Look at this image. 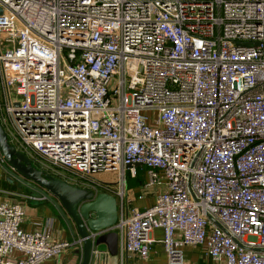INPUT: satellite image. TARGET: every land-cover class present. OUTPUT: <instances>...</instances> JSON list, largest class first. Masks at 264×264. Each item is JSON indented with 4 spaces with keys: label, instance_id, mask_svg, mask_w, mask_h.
Listing matches in <instances>:
<instances>
[{
    "label": "built area",
    "instance_id": "1",
    "mask_svg": "<svg viewBox=\"0 0 264 264\" xmlns=\"http://www.w3.org/2000/svg\"><path fill=\"white\" fill-rule=\"evenodd\" d=\"M0 124L35 166L115 196L92 258L109 230L119 264L147 257L160 228L167 264L184 244L264 264V0H0ZM25 214L0 200V264L81 246Z\"/></svg>",
    "mask_w": 264,
    "mask_h": 264
},
{
    "label": "water",
    "instance_id": "2",
    "mask_svg": "<svg viewBox=\"0 0 264 264\" xmlns=\"http://www.w3.org/2000/svg\"><path fill=\"white\" fill-rule=\"evenodd\" d=\"M0 154L5 159L6 170L21 185L38 191V197H41L39 199L50 200L61 214L71 236L82 238L81 246L75 249L80 255L76 264H95L91 254L92 240L89 231L99 230L116 222L118 212L115 196L107 191L95 193L91 188L69 183L35 166L24 152L16 149L7 140L1 124ZM100 243L107 245L109 254H116V231L109 230L98 234L95 244Z\"/></svg>",
    "mask_w": 264,
    "mask_h": 264
},
{
    "label": "crops",
    "instance_id": "3",
    "mask_svg": "<svg viewBox=\"0 0 264 264\" xmlns=\"http://www.w3.org/2000/svg\"><path fill=\"white\" fill-rule=\"evenodd\" d=\"M9 177V178H8ZM143 177V176H142ZM13 176L6 170L4 162H0V200L20 201L25 206V218L21 225L26 229L44 228L54 240H66L74 238L71 236L61 214L50 201L32 202L27 199L30 194L27 187H20L19 181L12 179ZM19 186V187H18ZM138 184L134 188H138ZM133 187V186H132ZM38 197V196H37ZM36 197V198H37ZM153 199L152 196L146 198H133L131 205L141 206L148 204ZM42 203V204H40ZM40 204V205H39ZM51 223V225H50ZM152 235L156 240L152 243L147 257H139L129 254L124 259V264H167V254L162 243L158 240L162 235L160 228H154ZM176 237H180V232H176ZM78 246L64 248L59 255L50 258L53 264H76L80 255L75 252ZM100 249L107 250L105 243L98 245ZM186 264H223L220 260H215L203 252V248L197 244H184L182 246ZM95 264H119V257L116 254H109L102 251L95 259Z\"/></svg>",
    "mask_w": 264,
    "mask_h": 264
},
{
    "label": "rangeland",
    "instance_id": "4",
    "mask_svg": "<svg viewBox=\"0 0 264 264\" xmlns=\"http://www.w3.org/2000/svg\"><path fill=\"white\" fill-rule=\"evenodd\" d=\"M63 173L65 174V175H67L68 176V180L70 181V182H73V179H74V174H72V173H70V172H68V171H65V170H63ZM141 174V173H140ZM62 176V175H61ZM127 177H129V174L127 173ZM13 179H15L14 177H13ZM18 185L20 186V187H22V185L20 184V183H18ZM129 186H133L134 187V185H136V184H128ZM18 186V187H19ZM28 190H29V188H27ZM29 192L31 193V194H33V195H36V197L37 196H39V192L38 191H34V190H29ZM27 199H29L30 201H32V202H39L40 200H43L44 198H42V199H38V198H32V197H30V198H27ZM40 204H42V203H40ZM39 204V205H40Z\"/></svg>",
    "mask_w": 264,
    "mask_h": 264
},
{
    "label": "trees",
    "instance_id": "5",
    "mask_svg": "<svg viewBox=\"0 0 264 264\" xmlns=\"http://www.w3.org/2000/svg\"><path fill=\"white\" fill-rule=\"evenodd\" d=\"M142 179H143L142 174L139 173L136 178L129 179L128 184H133V183L140 184L142 182Z\"/></svg>",
    "mask_w": 264,
    "mask_h": 264
}]
</instances>
